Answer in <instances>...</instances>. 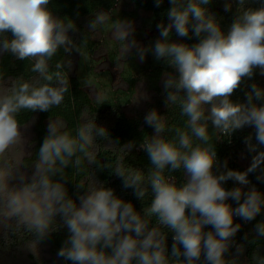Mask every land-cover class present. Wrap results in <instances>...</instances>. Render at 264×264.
Masks as SVG:
<instances>
[{
	"label": "clouds",
	"instance_id": "1",
	"mask_svg": "<svg viewBox=\"0 0 264 264\" xmlns=\"http://www.w3.org/2000/svg\"><path fill=\"white\" fill-rule=\"evenodd\" d=\"M236 2L237 15L224 31L207 8L210 0H169V22L156 25L159 38L148 47L138 44L130 20L111 24L123 55L135 49L143 62L150 51L157 61L163 60L175 70L165 73V104L168 107L179 102L181 115L187 117L188 131L170 129L174 136L166 138L161 114L155 109L146 113L144 122L154 130L139 145L152 165L147 176L139 169L109 165L122 178L123 187L132 188L140 201L151 189V203L143 209V217L131 202L98 181L89 188L77 183L78 190H86L79 196V204L68 195L65 170L69 166L80 169L85 160L95 164L96 140L107 144L113 140L96 120L84 121L74 135L50 120L30 177L21 171L20 161L0 162V227H23L39 242L50 234L59 216L69 235L57 256L72 264H197L202 256L203 264H236V259L226 258L241 227L234 224V217L252 221L264 209V193L254 185L247 191L240 186L231 190L223 186L228 180L247 186L249 173L258 170L257 179L264 180V150H258L264 145V105L255 103L264 100V89L253 83L246 93V103L231 100L244 78L253 77L255 69L264 75V6L245 7L247 0ZM162 3L155 0L157 7ZM49 4L50 0H0V53L34 61L31 71L39 76L34 84L13 81L0 91V158L14 146L24 144L17 120L22 110L47 112L63 102L68 80L61 71L50 72L49 61L61 48L69 54L75 51L84 55L69 36L76 30L75 23L55 16ZM231 8L228 0L225 11ZM110 19L108 13L98 11L88 28L94 32L98 26L108 25ZM173 29L180 37H188L191 31L199 40L192 45L172 42ZM8 32L12 38L4 35ZM209 122L222 133L232 134L245 126L255 129L256 143L252 135L244 140L248 151L255 153L245 171L227 169L225 162L226 171L214 173L218 161L210 143ZM124 147L133 149L136 145L129 142ZM165 169H183L184 182L178 186L173 177L166 179ZM14 180L17 183H12ZM229 199L236 202L235 208L227 202ZM151 216L174 233L170 254L167 235L145 218ZM205 226L213 230L205 231ZM255 231L257 237H264V222L257 223ZM235 247L236 255H242L243 245ZM252 260L264 264V256L258 252L253 253Z\"/></svg>",
	"mask_w": 264,
	"mask_h": 264
},
{
	"label": "trees",
	"instance_id": "2",
	"mask_svg": "<svg viewBox=\"0 0 264 264\" xmlns=\"http://www.w3.org/2000/svg\"><path fill=\"white\" fill-rule=\"evenodd\" d=\"M228 0H210L207 8L212 13L221 28L227 31L237 15V2L231 0L232 8L230 11H225V3ZM130 6L133 10H128ZM264 6V0H247L245 7L259 8ZM53 14L60 18L71 19L76 30L70 31L69 36L81 47L84 55L80 56L75 51L66 53L63 48L59 49L56 55L49 61L50 72L61 71L68 80V91L64 94V100L59 106L52 107L47 112L22 110L17 115V120L21 126L33 124V138L30 153L22 161L25 168L32 167L38 159V150L43 139L47 135L48 123L50 120L58 122L62 129L71 134H75L76 129L86 120H96L100 126L107 128L110 137L113 140L112 144L105 143L102 139H97L94 146L95 164H89L84 161L80 169H75L69 166L65 171L67 180L65 187L68 195L79 204V196L84 194L85 189H77V183H83L86 188L96 186V181L101 182L104 186L114 190L115 195L126 202H131L134 208L141 212L144 216L143 209L150 206L152 193L148 188L147 195L140 201L135 195L132 188H124L122 178L115 175L109 165L114 168L120 164L126 170L139 169L147 176L152 170V165L145 151L140 149L139 145L143 140L150 138L154 130L145 124V115L129 114L126 110L131 104L135 93L136 84L149 77L150 84L157 96L160 98L154 109L161 114L166 131V138L174 136L175 128H181L188 131L186 127L187 117L181 115L179 102L170 104L168 107L165 104L166 93H163L159 82L165 77V73H174L175 70L168 66L163 60L157 61L154 57L147 55V61L142 63L138 61L135 51L122 54L121 42L105 39V45L108 47V55L106 59L112 65L122 63L125 67L121 73V79L126 84L127 88L111 91L109 96L97 101L92 98L89 92L98 82L94 79V66L96 65L95 54L100 49L97 34L99 32L105 34L107 27L119 19L136 21L140 17V13L148 14L149 16L141 19V25L158 33L157 24L164 22L167 24V10L171 7L169 0H163V3L157 7L155 0H50L48 6ZM98 11H104L109 14L111 19L108 25L98 26V31H90L88 28L89 22L94 18ZM141 30V29H140ZM139 30V31H140ZM8 38H12L11 33H5ZM198 37L189 32L188 37H180L176 35L173 29L171 35L172 42L186 43L189 45L197 43ZM110 44V45H109ZM146 60V58H145ZM34 61L20 60L9 52L0 53V82L7 83L8 87L13 81H27L36 83L39 80L37 73L31 71ZM60 64L59 69L56 65ZM71 64V67H69ZM149 67H153V71L148 74L146 72ZM97 76V75H96ZM43 82V81H41ZM255 83L261 89H264V75L260 74V69L254 70L252 78H244L241 85L231 96V100L235 103H246V93L250 91V86ZM257 105H264V100L255 101ZM208 131L210 135V143L214 145L218 164L214 167V173L226 171L223 167L227 163V169L245 171L251 164L252 156L255 153H250L247 149L244 140L247 136L252 135L253 143L255 141V129L251 126H245L242 129L230 133H222L219 130L213 129L211 123H208ZM129 142H134L136 147L133 149L125 148L124 145ZM198 143V141H195ZM258 150H264V145H259ZM244 157L247 165H241V157ZM264 168V165H261ZM164 175L166 179L173 177L179 186L185 180L183 169L171 172L165 169ZM260 175L257 172L249 173L248 179L250 184L247 186L238 185L233 180H228L223 183L226 190H231L233 187H243L245 191L249 187L255 186L260 192L264 193V180H258ZM57 179H63L57 177ZM146 186V185H145ZM233 208L237 206L236 202L229 199L227 201ZM149 220L150 226L157 227L161 232L167 235V250L171 253L174 233L170 232L166 227L161 226L155 216L145 217ZM264 222V209L252 221H245L240 217H234V224L241 225L240 230L233 238L234 243L226 253L227 259H236V264H254L252 255L258 252L264 256V237H257L255 225ZM205 231L213 230L211 226H205ZM69 232L63 225L59 216L55 218L53 230L43 240L37 242L32 233L26 231L23 227L20 228H4L0 232V258L8 259L12 255H17L20 248L29 243H36L40 246L47 247L50 254L59 262V264H72L71 261H66L57 256L58 250L64 245ZM236 245H243L244 251L242 255H236ZM171 261V256H169ZM183 259V257H181ZM30 264H46L36 256L31 257ZM197 264H203V256Z\"/></svg>",
	"mask_w": 264,
	"mask_h": 264
},
{
	"label": "rangeland",
	"instance_id": "3",
	"mask_svg": "<svg viewBox=\"0 0 264 264\" xmlns=\"http://www.w3.org/2000/svg\"><path fill=\"white\" fill-rule=\"evenodd\" d=\"M128 10H133V7L130 6ZM139 15L140 17L136 21L132 22L135 28L134 37L137 40L138 44L144 47H148L154 44L155 40L158 39L159 36L156 31L146 29L141 25V19L146 18L149 15L142 12ZM105 31H106L105 34L98 31L99 33L97 34V39L99 41L100 49L99 51H97V53L94 56L95 61L97 63L94 66L95 75L93 77L96 80V82H98V85L97 86L94 85L93 87H91L92 89L89 91L92 95V98L97 101H101L102 99L108 97L111 91L117 89L125 90L127 88L126 84L121 79V73L124 71L125 68L122 65L123 61L121 65L120 64L112 65L106 60V57L108 55L107 53L108 45L107 46L105 45V39L109 38L110 40H114V41L116 40L113 38L111 26H109V28L107 27ZM132 51H136V50L133 49ZM147 55H149V57L151 58L154 57L150 51L148 52ZM138 61H140L139 58ZM144 61H147V57L146 60ZM152 71H153V67H149L146 72L150 74ZM164 78L165 77H163L162 81L159 82V85L163 90V93H165V90L163 88ZM151 87L152 84H150L149 77H145L136 84L135 93L133 95L132 102L126 108L129 114L145 115L150 110L154 109V106L156 105L157 101L160 98L157 96L156 91ZM6 88H8V84L0 82V91ZM145 96L147 98H145ZM32 127H33L32 123L21 127V132L24 137V144H18L13 148L9 149L8 153L6 154V157L0 158V162L6 160L7 162L12 164H15L17 161H20L22 163L23 159L29 155L32 147V138H33ZM240 163L242 166L247 165V162L243 156L241 157ZM21 171L26 172L30 177L33 171V166L29 168H25L24 166H22ZM12 183L15 184L17 183V181L14 180ZM3 229H4L3 227H0V232ZM32 256H36L37 258H40L46 264H59V262L55 260V258L50 254L49 249H47V247L40 246L39 244L36 243H29L24 245L22 248H20V252L17 255L14 254L8 259L0 258V264H30L31 263L30 259Z\"/></svg>",
	"mask_w": 264,
	"mask_h": 264
},
{
	"label": "flooded vegetation",
	"instance_id": "4",
	"mask_svg": "<svg viewBox=\"0 0 264 264\" xmlns=\"http://www.w3.org/2000/svg\"><path fill=\"white\" fill-rule=\"evenodd\" d=\"M108 61V59H106ZM109 62V61H108ZM110 64H112L111 62H109Z\"/></svg>",
	"mask_w": 264,
	"mask_h": 264
}]
</instances>
